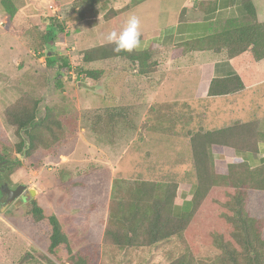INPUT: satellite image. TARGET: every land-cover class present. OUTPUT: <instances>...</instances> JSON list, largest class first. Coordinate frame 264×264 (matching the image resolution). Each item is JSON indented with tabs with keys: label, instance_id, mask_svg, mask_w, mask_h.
<instances>
[{
	"label": "rangeland",
	"instance_id": "374dc122",
	"mask_svg": "<svg viewBox=\"0 0 264 264\" xmlns=\"http://www.w3.org/2000/svg\"><path fill=\"white\" fill-rule=\"evenodd\" d=\"M165 3L176 7L179 0ZM95 4L93 0H0V141L20 159L12 170L0 174V189L8 183L36 190L34 196L27 191L24 198L0 211V264H69L66 251L61 262L49 255L51 230L48 221H33L34 202L58 217L73 252L87 256L90 264H169L184 251L178 240L121 250L104 238L110 208L120 198L114 189L116 180H123L124 187L138 180L176 183L180 192L175 202L180 205L184 199L192 200L197 177L189 139L180 128L176 136H169L166 116L156 125V113L135 110L136 128L121 124L114 134L105 124L101 130L94 126L106 107L132 103L118 86L129 85L133 91L137 76L120 75L134 73L135 64L127 61L84 62L86 52L108 44L94 30L101 13ZM45 12L53 23L42 19ZM49 24L65 27L54 48L70 69L63 63L60 68L47 65L43 41ZM89 71L94 78L87 75ZM172 84L171 80L167 87ZM21 99L38 101L37 123L45 118L47 108L61 121L60 140L52 149H39L30 157L16 152L19 138L7 122V110ZM215 116L209 130L236 121L224 111ZM218 158L226 164L232 155ZM249 213L264 219V192L250 193Z\"/></svg>",
	"mask_w": 264,
	"mask_h": 264
},
{
	"label": "trees",
	"instance_id": "16d2710c",
	"mask_svg": "<svg viewBox=\"0 0 264 264\" xmlns=\"http://www.w3.org/2000/svg\"><path fill=\"white\" fill-rule=\"evenodd\" d=\"M243 6L252 23L238 25L212 40L226 48L230 57L251 48L256 59H264V23L256 21V8L252 0H243ZM42 19L46 23L54 21L46 12ZM57 25L53 28L49 24L48 32L44 35L47 65L60 68L63 63L70 69L67 61L56 56L54 42L65 32L63 25ZM113 48L114 45L109 43L94 48L86 52L84 62L118 59L137 65L140 75L153 72L154 68L149 64L153 57L151 51L117 53ZM51 52L55 55L50 56ZM87 75L95 77L92 71ZM241 89L243 85L238 78L214 80L210 95L219 96ZM37 109V100L26 103L21 99L7 110V122L17 129L19 138L16 152L24 154L29 143L30 148L25 153L27 157L39 149H52V144L60 140L57 133L62 130L61 121L56 119L51 108H47L45 118L37 123ZM103 112L94 119L97 130H101L102 124L107 125L112 134L121 124L136 128L133 107L113 106ZM239 128L237 124L223 130H199L192 134L191 149L197 183L190 208L179 216L174 213L179 190L176 183L138 180L124 187L123 180H116L114 189L120 198L110 208L104 234L106 242L125 250L178 240L184 244V251L169 264H264V219L252 217L249 213L250 193L264 192V165L252 169L246 162L234 159L220 166L215 160V154L225 149L255 150L247 139L251 135V125L241 126V130L247 133L239 132ZM15 155L10 147L0 141V174L20 164V159ZM126 194L128 197L122 198ZM30 214L36 223L48 221L51 230L48 253L51 257L61 262V253L66 251L69 264H90L87 256L73 252L70 239L56 215L48 214L37 202H34Z\"/></svg>",
	"mask_w": 264,
	"mask_h": 264
},
{
	"label": "crops",
	"instance_id": "0c3cea01",
	"mask_svg": "<svg viewBox=\"0 0 264 264\" xmlns=\"http://www.w3.org/2000/svg\"><path fill=\"white\" fill-rule=\"evenodd\" d=\"M93 2L97 3L95 9L101 10L95 19L96 32L106 36L112 30L119 31L130 17L129 13L134 11L140 20L142 37L138 50L152 52L153 57L149 61L154 68L152 73L140 75L135 65L134 73L120 74L127 78L137 74L133 91L129 85L118 86L119 91L126 93L132 101L129 105L127 101L120 106L156 113V125H161L166 116L170 121L169 136H176L180 128L190 145L192 134L199 130L218 131L238 124L239 132L245 133L241 126L251 125V135L247 139L255 146V150L225 149L215 154V157L219 156L218 159L223 160L232 155L229 163L240 159L252 169L264 165V59H256L251 48L230 57L226 48L212 40L238 25L252 23L243 0H179L176 7L166 4L165 0ZM252 2L256 8V21L263 24L264 0ZM233 78L240 80L243 89L219 96L210 95L214 80ZM171 80L173 84L167 87ZM223 111L234 115L236 121L225 128L209 130L212 121L218 118L216 112L220 115ZM192 128L196 130L190 131L194 130ZM216 162L220 166L229 164ZM179 192L180 188L178 198ZM190 202L184 199L183 204H176L175 215L179 216L184 209H189Z\"/></svg>",
	"mask_w": 264,
	"mask_h": 264
},
{
	"label": "clouds",
	"instance_id": "9594fccd",
	"mask_svg": "<svg viewBox=\"0 0 264 264\" xmlns=\"http://www.w3.org/2000/svg\"><path fill=\"white\" fill-rule=\"evenodd\" d=\"M140 20L137 16L131 15L125 25L119 30H112L105 36L107 43L114 45V52L131 53L141 47Z\"/></svg>",
	"mask_w": 264,
	"mask_h": 264
},
{
	"label": "water",
	"instance_id": "95a60500",
	"mask_svg": "<svg viewBox=\"0 0 264 264\" xmlns=\"http://www.w3.org/2000/svg\"><path fill=\"white\" fill-rule=\"evenodd\" d=\"M29 148H30L29 143H27L26 150ZM26 150L23 155H25ZM3 187L7 192V195L5 196L6 204L3 207H0L1 212H3L8 207H10L17 200H19L24 195L25 192L29 191L32 196H34V194L36 193V190L28 189V187L25 185H17V186L11 185V187L13 189L15 188V190L7 189V187H9L8 183H6Z\"/></svg>",
	"mask_w": 264,
	"mask_h": 264
},
{
	"label": "flooded vegetation",
	"instance_id": "af4514ba",
	"mask_svg": "<svg viewBox=\"0 0 264 264\" xmlns=\"http://www.w3.org/2000/svg\"><path fill=\"white\" fill-rule=\"evenodd\" d=\"M7 189H12L15 190V188L13 189L11 186L7 187ZM26 193V192H25ZM25 193L22 196V198L25 197ZM7 195V192L5 191L4 187H2L0 189V207H3L6 204V200H5V196Z\"/></svg>",
	"mask_w": 264,
	"mask_h": 264
}]
</instances>
